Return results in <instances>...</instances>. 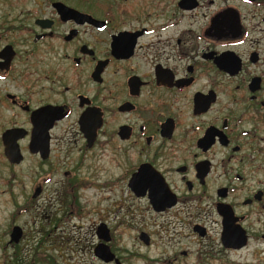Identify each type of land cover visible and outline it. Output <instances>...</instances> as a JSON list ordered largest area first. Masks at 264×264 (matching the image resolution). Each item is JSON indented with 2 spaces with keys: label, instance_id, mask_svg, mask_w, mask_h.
<instances>
[{
  "label": "flooded vegetation",
  "instance_id": "af4514ba",
  "mask_svg": "<svg viewBox=\"0 0 264 264\" xmlns=\"http://www.w3.org/2000/svg\"><path fill=\"white\" fill-rule=\"evenodd\" d=\"M96 3L48 2L0 33V172L21 167L25 148L38 159L33 199L57 194L56 229L92 213L80 192L101 191L103 201L118 196L120 209L129 203L130 219L152 213L193 225L202 240L216 224L202 264H262L264 0ZM118 232L90 220L83 243L73 241L95 257L106 244L116 259L98 261L123 264Z\"/></svg>",
  "mask_w": 264,
  "mask_h": 264
},
{
  "label": "rangeland",
  "instance_id": "374dc122",
  "mask_svg": "<svg viewBox=\"0 0 264 264\" xmlns=\"http://www.w3.org/2000/svg\"><path fill=\"white\" fill-rule=\"evenodd\" d=\"M60 1L74 8L97 10L99 0H0V33L8 24H18L22 11L48 7V2ZM25 14V13H24ZM26 147V146H25ZM25 162L9 173L0 172V264H33L35 254L45 253L54 264H102L92 252L77 249L73 238L83 243L84 233L90 220H106L113 228H119L116 241L117 257L123 264H175L176 255L182 251L188 256L180 257L176 264H202L200 252L217 237L218 227L210 222L211 238L200 239L193 233V225H170L162 216L152 215L139 210L137 219H130L129 203L120 209L118 196L106 193L107 201H103L101 191L80 192L79 202L85 207V200L90 199L91 214L80 213L81 217L71 215L63 219L58 229L54 214L56 205L51 202L57 194L45 192L41 198L33 199L38 159L30 155L25 148ZM9 174V175H8ZM4 181H3V180ZM10 180V186L4 183ZM71 199V198H70ZM117 203H115V202ZM140 205V203H139ZM143 206V205H142ZM94 211V212H93ZM133 212V211H132ZM61 218V214H57ZM20 226L24 237L17 244H10V233L13 226ZM133 226L137 229H131ZM145 231L152 234L153 245L147 247L139 239V233ZM262 235H264V209H262ZM96 240V239H94ZM254 245H252V248ZM17 256V257H16ZM237 257H234V259ZM248 261L252 257L247 258ZM17 261L19 263H17ZM44 264V263H35ZM48 264L49 260H48ZM205 264H217L207 260ZM262 264H264V239H262Z\"/></svg>",
  "mask_w": 264,
  "mask_h": 264
},
{
  "label": "water",
  "instance_id": "95a60500",
  "mask_svg": "<svg viewBox=\"0 0 264 264\" xmlns=\"http://www.w3.org/2000/svg\"><path fill=\"white\" fill-rule=\"evenodd\" d=\"M53 6H54V8H58L61 11L62 14L69 15V16H72V17H83V15H81L80 13H78L77 11L67 7L66 5H64L62 3H55ZM36 146H37V142L34 141L31 144V149H32V152H34V153H35V147ZM18 155H19V151L17 149V146L13 145L12 146V151H11V158H10L11 161L15 162V159H18V157H19ZM16 161L19 163L21 161V157L18 160H16ZM39 195H40V193H39V191H37L34 194V198H37ZM230 212H231V214H233L231 209H230ZM225 221H226V223H228V221H229V217H227L226 215H225ZM106 233H107V231H105V234ZM22 236H23L22 229L20 227H15L13 229L12 234H11V242L10 243L11 244H19L21 239H22ZM100 238H102V240H104L105 243H108L110 241L109 238L104 236V234H102L100 236ZM145 238H146V236L143 235L142 239L145 240ZM223 238L225 240H228V238H229V230L225 231ZM95 255H96V257H98L99 259L104 261L105 263H111V262H113L116 259L115 255L112 254V252L110 251V248L106 244L100 245L97 248V250L95 252ZM116 262L119 264L118 260H116Z\"/></svg>",
  "mask_w": 264,
  "mask_h": 264
},
{
  "label": "trees",
  "instance_id": "16d2710c",
  "mask_svg": "<svg viewBox=\"0 0 264 264\" xmlns=\"http://www.w3.org/2000/svg\"><path fill=\"white\" fill-rule=\"evenodd\" d=\"M17 257V256H16ZM48 260H49V263L50 264H54V263H52L51 261H50V259L48 258V255H46L45 253H37V254H35V256H34V261H33V264H35V263H37V262H39V263H44V264H48ZM17 263H19L18 261H17Z\"/></svg>",
  "mask_w": 264,
  "mask_h": 264
}]
</instances>
